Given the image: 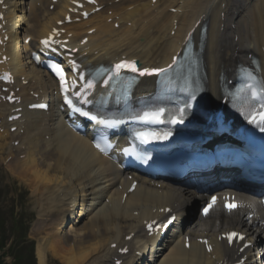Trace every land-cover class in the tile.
<instances>
[{"label": "bare ground", "instance_id": "6f19581e", "mask_svg": "<svg viewBox=\"0 0 264 264\" xmlns=\"http://www.w3.org/2000/svg\"><path fill=\"white\" fill-rule=\"evenodd\" d=\"M151 1L106 0L101 3L105 8L90 20L64 28L72 33L76 42L88 37L89 30L96 29L88 38L93 50L98 53L97 63L124 55L129 59H138L142 67L160 69L170 64L180 49L179 42L184 41L188 31L197 22L201 21V25L205 22L208 30L206 41L202 44V60L206 88L213 100H220V70L231 77L236 66L249 64V55H253L259 58L264 71V0H157L155 4ZM66 2L60 0L50 11L49 0H5L14 18L22 21L28 18L29 22L22 28L23 39L31 37L33 41L63 20ZM11 18L12 14L5 15L7 24ZM175 21L177 29L172 36ZM115 23L119 24V28H114ZM20 25L17 21L15 27ZM196 34L198 40L199 29ZM7 48L8 45L0 49ZM24 48L28 50V47ZM11 51L10 45L8 53L12 57ZM22 77L28 81L26 86H19L22 90L20 96L24 99L29 97L30 92L39 96L55 85L51 77L32 66L19 71L18 78ZM147 86L142 82L139 87ZM14 108L1 106L0 126L5 128V132L0 135V140L5 141L0 142V157L7 152L11 158L8 165L11 173L28 175L34 181L33 194L39 204V217H43L37 230L44 232L48 228V233H51L45 235L49 237L44 241L40 239L37 245L38 264H48L49 254H63L59 257L64 264H115V258L122 260L123 264H133L132 259L135 258L132 254L139 251L142 241L147 240L141 224L143 221L161 217L156 214L161 208L175 211L178 205H183L189 210L204 198L202 191L171 186L158 189L143 179L139 180L136 191L129 193L130 183L120 168L101 157L92 148L90 140L70 132L53 104L47 113L29 112L25 106L22 119L10 124L7 117ZM13 126L18 127L15 134L9 132ZM20 129H23V135ZM16 141H20L17 147L13 145ZM92 175L94 179L90 182ZM98 181H102L99 186L101 191L94 192L91 186ZM101 192L110 206L103 208L102 204L94 209L92 196H95L96 203ZM124 194L126 199L122 205ZM190 215L188 213L189 218L194 219ZM246 216L247 213L241 211L224 214L214 208L201 220H195L197 230L190 233L193 241L189 250L175 240L174 244L164 241V246H159L164 252L157 250L154 254L163 259L159 264L238 262L236 252L216 240L218 234L237 228L248 237L250 231L257 235L259 248L252 259L254 264H264V228L254 225L255 219L246 222ZM132 234H135L134 238L127 241L126 238ZM198 238L210 239L215 245V253L207 255L198 244ZM113 244L117 245L116 250L110 248ZM126 246L130 253L118 257V249ZM151 262L146 259L145 263Z\"/></svg>", "mask_w": 264, "mask_h": 264}, {"label": "snow or ice", "instance_id": "6c2138e0", "mask_svg": "<svg viewBox=\"0 0 264 264\" xmlns=\"http://www.w3.org/2000/svg\"><path fill=\"white\" fill-rule=\"evenodd\" d=\"M74 2H75V0H74ZM90 2L94 3L95 0H90ZM0 3H3V0H0ZM86 15H87V13H85V16ZM2 18L3 17L0 16V19H2ZM43 43L45 45H48L50 43V41L44 40ZM37 59H39V57H37ZM72 64H73L74 69H77V70L79 69V66L76 65L74 61L72 62ZM52 68H53V71L60 78V82L63 86V91L65 93V96H64L65 102H66V104H68L72 108L73 111L81 113L85 117H89L91 120L96 121L98 124L113 125L115 123H118V121H115V120L98 119V117L96 115H90L89 112L82 111L81 108L76 107L75 104L73 103V100L69 96V92L71 91L72 88L75 87L76 81L73 80V81L69 82L68 79L66 78V74H65L64 69L60 65H53ZM167 70L168 69H140L137 67L136 61H127L126 60V61H122L120 63L115 64L114 68H112L110 70L104 69V70H98V71L92 73L91 79H88L82 85V87L85 90L93 89L95 87V82H96L97 78L104 76L105 73H107V79H105L103 81L105 86H107L109 81L113 80L114 78H117L120 81V83L127 86L130 83V81H128L126 78L121 77V73L124 71L132 72V73H138L139 75H146V74L151 75V74H160V73L166 72ZM242 71H243V69H242ZM247 75L249 76L250 79H252V80L255 79V77L252 75L251 72H248ZM4 79L11 81V76L10 75L5 76ZM79 79L83 81V80H85V76L83 74H81L79 76ZM245 87L251 91V94L253 97H257L261 93H264V86H262L260 88L259 92H257L256 87L251 83L246 84ZM75 95L80 96L81 93L76 92ZM9 99H11V97H9ZM164 115H165V110L163 108H159V109H155V110L144 111L142 114L138 113V114L132 116L131 119L145 121V122H149V123H162ZM180 115H181V117L183 116V110H180ZM251 119L253 122H255L257 119L264 122V102H261V109L258 112H254L251 115ZM173 122H176V121L174 120ZM179 122H182V120H180ZM168 135H170V133H167L164 136H160L157 133H148V132H140L138 134V136L142 139H166ZM95 146L101 152H105V153L107 152V148L111 147V145L103 146L99 141L96 143ZM124 151L127 153L130 150L125 149ZM218 199L219 198L216 195H213L211 197V202L207 205V207L204 208V214L205 215H208L209 210L216 206ZM223 199H224V206L227 207L229 212H231L235 208L241 206L235 202L234 197L225 196ZM172 219H175V218L173 217ZM169 222H171V221H169ZM149 228H151V225H149ZM237 238L240 240L244 239V237L242 235H240L239 233H235V232L230 233L227 236L229 243H232L233 240L237 239ZM204 243L207 244V241H204ZM209 250H211V247H209ZM124 251H127V249H124ZM117 264H119V261L117 262Z\"/></svg>", "mask_w": 264, "mask_h": 264}, {"label": "rangeland", "instance_id": "374dc122", "mask_svg": "<svg viewBox=\"0 0 264 264\" xmlns=\"http://www.w3.org/2000/svg\"><path fill=\"white\" fill-rule=\"evenodd\" d=\"M1 156L0 242L3 241L6 243V245H10L15 240L16 236L25 235L27 236L28 240L34 242V244L37 246L40 239L44 241L49 237V235L48 237L45 236L49 234V229L47 228V230H44V232H42L43 230H37L40 222V208L37 197L33 194L32 185L34 184V181L30 179L28 175H23L20 177H16L17 175H12V170L8 168L10 158H8L7 153L5 154L4 152ZM105 206L106 204L102 207L105 208ZM5 254L9 255L6 253V251H0V256ZM62 255L49 254L48 264H64L59 257ZM5 258L7 262L10 264L12 263L11 256ZM28 264H33V261L29 260Z\"/></svg>", "mask_w": 264, "mask_h": 264}, {"label": "trees", "instance_id": "16d2710c", "mask_svg": "<svg viewBox=\"0 0 264 264\" xmlns=\"http://www.w3.org/2000/svg\"><path fill=\"white\" fill-rule=\"evenodd\" d=\"M0 264H4V263L0 260ZM18 264H23V261L21 260Z\"/></svg>", "mask_w": 264, "mask_h": 264}]
</instances>
